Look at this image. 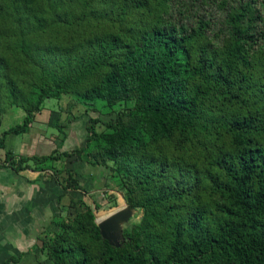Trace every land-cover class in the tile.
<instances>
[{"label":"trees","instance_id":"16d2710c","mask_svg":"<svg viewBox=\"0 0 264 264\" xmlns=\"http://www.w3.org/2000/svg\"><path fill=\"white\" fill-rule=\"evenodd\" d=\"M64 95L70 119L92 114L82 146L5 149ZM12 106L23 117L0 135V166L48 165L80 193L38 262L264 264V0H0V118ZM60 160L103 169L105 204L117 189L141 211L119 247L95 222L103 203Z\"/></svg>","mask_w":264,"mask_h":264},{"label":"crops","instance_id":"0c3cea01","mask_svg":"<svg viewBox=\"0 0 264 264\" xmlns=\"http://www.w3.org/2000/svg\"><path fill=\"white\" fill-rule=\"evenodd\" d=\"M11 135H6L5 143ZM51 137L54 138V134ZM5 149L15 153L8 144ZM29 164L30 167L20 170L0 166V264L8 257L19 258L17 264H50L48 260L37 261L40 239L45 232L55 229L53 219L60 215V204H66L69 195L73 196V190L66 191L57 185L49 175L51 169L47 168L48 165L40 170L36 164L30 161ZM87 165L84 161L68 160L61 168L67 166L74 169L79 182L84 172L82 169L86 170ZM94 169L104 174L103 169ZM97 181L104 186L103 175H98ZM4 234L7 236L4 237Z\"/></svg>","mask_w":264,"mask_h":264},{"label":"rangeland","instance_id":"374dc122","mask_svg":"<svg viewBox=\"0 0 264 264\" xmlns=\"http://www.w3.org/2000/svg\"><path fill=\"white\" fill-rule=\"evenodd\" d=\"M68 102L69 97L65 95L62 96L60 100L46 98L41 111L35 115V118L31 123V127L25 132L13 134L10 137L7 136L8 138L6 140V144L11 146L15 153L21 155L54 154L56 152L69 151L82 146L87 136V120L92 114L84 113L80 114V116L76 117L75 119H70V113L65 112ZM79 106L80 105L77 106L78 108L76 107L77 110H79ZM22 117V109L15 106L6 109V112L0 118V135L3 130L20 123ZM104 118H107V116ZM57 121L61 122V124L65 126L60 128L57 124ZM51 134H54V138L51 137ZM51 150L53 152H51ZM67 161L64 160L63 163L61 160L54 161L52 164L55 167L61 168L64 163L66 164ZM30 162L32 163V161ZM85 167H87L86 170L82 169L84 172L81 173L82 180L79 181L80 187L82 189H86L88 192L89 196H85V199L87 202L91 203L92 199L90 194H92L97 201L103 203L102 207L94 210L95 217L97 219L102 218L108 215L110 212L123 207L126 202L123 198L122 192L117 189L108 191V193L112 192L115 194L116 205L108 207L107 204H105L106 200L103 199L102 195V190L105 187L99 181H97L98 175L100 176L103 174L98 169H94L93 171V168L96 167H92L89 164ZM85 171L88 172L86 173ZM71 193L73 197H78L80 195V193L76 190L71 191ZM65 211V209L60 211L62 217L65 216ZM140 214L141 211L134 209V214L131 218L137 219ZM6 236L7 235L4 234V237Z\"/></svg>","mask_w":264,"mask_h":264},{"label":"water","instance_id":"95a60500","mask_svg":"<svg viewBox=\"0 0 264 264\" xmlns=\"http://www.w3.org/2000/svg\"><path fill=\"white\" fill-rule=\"evenodd\" d=\"M91 207L94 212V205L92 204ZM133 214L134 208L125 203L123 207L110 212L102 218L97 219L95 217L101 237L107 240L110 245L119 247L124 241L122 228L124 224L129 222Z\"/></svg>","mask_w":264,"mask_h":264}]
</instances>
